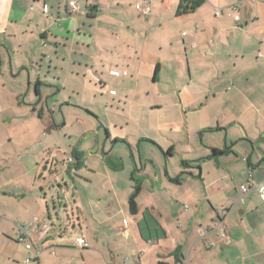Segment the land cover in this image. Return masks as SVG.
<instances>
[{"label":"crops","instance_id":"obj_1","mask_svg":"<svg viewBox=\"0 0 264 264\" xmlns=\"http://www.w3.org/2000/svg\"><path fill=\"white\" fill-rule=\"evenodd\" d=\"M71 1L0 0V264H264V0Z\"/></svg>","mask_w":264,"mask_h":264},{"label":"built area","instance_id":"obj_2","mask_svg":"<svg viewBox=\"0 0 264 264\" xmlns=\"http://www.w3.org/2000/svg\"><path fill=\"white\" fill-rule=\"evenodd\" d=\"M100 1H105V0H73L70 2V8H71L73 13H78L81 11V8H82L80 5V2H85L91 6H96ZM152 1L153 0H143V5L139 6L138 9L144 15H149L151 10H152V8H151ZM197 1H199V0H192V2H197ZM217 11L219 13H223V14L225 13L224 9H217ZM231 13L234 14L235 21L237 23H240L241 17L238 14L237 3H235L231 6ZM116 75H118V74H116ZM250 176L252 177V175H250ZM256 187L259 189V192H260L262 198L264 199V186L263 185H256ZM241 189L244 193H247L249 191V188L247 186H242ZM220 212H221V210L218 211V213H220ZM32 226H33V223H30L28 225L21 223L17 226L16 240L19 244L24 245L26 248V251H27L26 258L22 264H37V261H38L37 257H38L39 252L37 250H35L34 244L32 241V237H33ZM210 230H217L219 236L225 241V243L226 244L230 243V239H229V236L227 234V229H226V226L223 222H220L217 225V227H215V228H209V227L204 228L202 230V236L207 235ZM77 243L81 246H87V244L85 243V241L83 239H77ZM134 264H138V260H136L134 262Z\"/></svg>","mask_w":264,"mask_h":264},{"label":"trees","instance_id":"obj_3","mask_svg":"<svg viewBox=\"0 0 264 264\" xmlns=\"http://www.w3.org/2000/svg\"><path fill=\"white\" fill-rule=\"evenodd\" d=\"M190 2V1H189ZM199 2L198 3H193V2H190V5L189 6H186V9L185 10H189V11H192L194 10L197 6H199ZM140 190V186L139 185H136V191L135 193L133 194V196L131 197L130 199V206H131V210L132 211H135L136 209V203H135V198H136V195L138 194Z\"/></svg>","mask_w":264,"mask_h":264},{"label":"rangeland","instance_id":"obj_4","mask_svg":"<svg viewBox=\"0 0 264 264\" xmlns=\"http://www.w3.org/2000/svg\"><path fill=\"white\" fill-rule=\"evenodd\" d=\"M65 144H68V141H67V139H66V141H65ZM70 150H65V162L63 163V162H61L60 163V168L61 169H64V175H65V177H67V172H66V169H68V167L70 166V159H71V153L69 152ZM52 157H54V155L52 156ZM53 172L54 173H56L55 172V167L53 168Z\"/></svg>","mask_w":264,"mask_h":264}]
</instances>
